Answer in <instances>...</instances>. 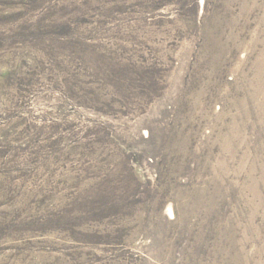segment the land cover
I'll list each match as a JSON object with an SVG mask.
<instances>
[{"label":"rangeland","instance_id":"rangeland-1","mask_svg":"<svg viewBox=\"0 0 264 264\" xmlns=\"http://www.w3.org/2000/svg\"><path fill=\"white\" fill-rule=\"evenodd\" d=\"M262 54L264 0H0V264H264Z\"/></svg>","mask_w":264,"mask_h":264},{"label":"bare ground","instance_id":"bare-ground-1","mask_svg":"<svg viewBox=\"0 0 264 264\" xmlns=\"http://www.w3.org/2000/svg\"><path fill=\"white\" fill-rule=\"evenodd\" d=\"M254 6V5H253ZM262 6V5H261ZM255 7V6H254ZM247 9V8H246ZM243 10H245V9H243ZM252 10V9H251ZM254 10V9H253ZM247 13V12H246ZM250 14V13H249ZM246 16H247V14H245ZM244 15V16H245ZM234 24V23H233ZM231 25V24H230ZM233 38V37H232ZM231 38V39H232ZM234 40V39H233ZM253 41V40H252ZM235 43H236V41H235ZM256 44V43H255ZM234 45V44H233ZM229 51V50H228ZM263 56H261L260 58H259V60H258V63L259 64H261L262 66H259V68H261V69H258V72H257V79L256 80H260L261 81V88L262 87H264V54H262ZM257 63V64H258ZM257 69V68H256ZM256 83V82H255ZM253 86V85H252ZM257 86V85H256ZM259 86V85H258ZM255 87V86H254ZM249 89H251V85H250V88ZM256 89V88H255ZM254 89V90H255ZM247 90V89H246ZM248 91V90H247ZM251 92H252V90H251ZM251 92H249L250 94L249 95H247V96H244V98H243V102H242V105H244V106H246V105H249V103L250 102H252V99L254 98V94L253 93H251ZM257 94V93H256ZM262 94V93H261ZM256 96V95H255ZM262 97V96H261ZM255 99V98H254ZM260 100V99H259ZM254 102V101H253ZM257 102V101H256ZM261 102V101H260ZM262 106V105H261ZM260 106V107H261ZM262 107H264V106H262ZM263 110V109H262ZM256 111V110H255ZM261 111V110H260ZM264 111V110H263ZM261 113V112H260ZM264 113V112H263ZM261 115H263V114H261ZM242 141V140H241ZM252 165V164H251ZM257 173V172H256ZM252 187V186H251ZM257 188V187H256ZM257 190V189H256ZM255 193V192H254ZM253 194V193H252ZM242 196V195H241ZM259 204V203H258Z\"/></svg>","mask_w":264,"mask_h":264}]
</instances>
